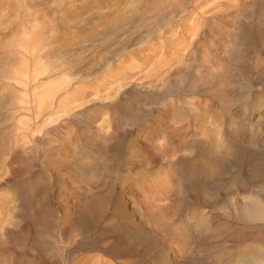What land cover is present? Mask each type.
<instances>
[{
  "label": "rangeland",
  "instance_id": "1",
  "mask_svg": "<svg viewBox=\"0 0 264 264\" xmlns=\"http://www.w3.org/2000/svg\"><path fill=\"white\" fill-rule=\"evenodd\" d=\"M263 92L264 0H0V264H72L158 192L141 264H239Z\"/></svg>",
  "mask_w": 264,
  "mask_h": 264
},
{
  "label": "bare ground",
  "instance_id": "2",
  "mask_svg": "<svg viewBox=\"0 0 264 264\" xmlns=\"http://www.w3.org/2000/svg\"><path fill=\"white\" fill-rule=\"evenodd\" d=\"M262 107L261 120L259 121L264 125V92L262 95ZM255 150L257 152L248 144L249 160H252L254 153L256 163L252 169L248 168L246 181L248 185L254 184L258 189L253 192H251L252 190L250 191L251 194L238 210L244 223L253 232L260 233L257 235L256 243L251 245L250 251H246L248 254L245 253V255L240 257L239 264H264V140L258 149ZM151 194H146L144 197L145 201L139 214L136 213L135 206L128 205L124 208L130 218L134 221L137 220L133 228H129L126 225L121 228L111 226L107 230L108 232H113L109 238H105L102 233L97 234L91 242H88L83 247L87 253L83 254L80 259L72 264H141L146 252L152 246L165 247V232L160 229V224L154 216L158 207L157 201L162 195L159 192L158 194L156 193L157 195ZM107 209V204L106 206L103 205L98 210L99 213L96 218H92V221L94 219L92 223L95 224L104 219L107 220ZM90 227L91 225H87L84 221L77 223V228L72 232V239L75 241L76 237L86 235Z\"/></svg>",
  "mask_w": 264,
  "mask_h": 264
},
{
  "label": "clouds",
  "instance_id": "3",
  "mask_svg": "<svg viewBox=\"0 0 264 264\" xmlns=\"http://www.w3.org/2000/svg\"><path fill=\"white\" fill-rule=\"evenodd\" d=\"M85 106H86V102H85L84 104H79V105H77V109H79V108H83V107H85ZM73 114H74V112H70V113H69V115H73ZM105 119H106V117H105V118H101L100 123H101V124H104Z\"/></svg>",
  "mask_w": 264,
  "mask_h": 264
}]
</instances>
